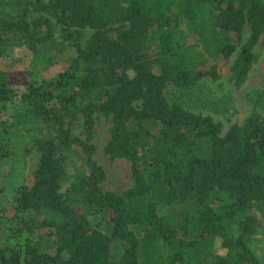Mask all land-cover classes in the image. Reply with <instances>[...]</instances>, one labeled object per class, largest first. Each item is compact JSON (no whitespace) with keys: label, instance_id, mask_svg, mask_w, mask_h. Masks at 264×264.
<instances>
[{"label":"trees","instance_id":"trees-1","mask_svg":"<svg viewBox=\"0 0 264 264\" xmlns=\"http://www.w3.org/2000/svg\"><path fill=\"white\" fill-rule=\"evenodd\" d=\"M258 45L264 0H0V59L25 48L33 67H64L21 94L0 71V161L17 135L22 157H38L0 216V264H264L253 249L264 234V88L222 134L203 112L226 114L233 97L200 84L237 53L240 88ZM100 118L105 155L130 164L120 194L103 189L94 160Z\"/></svg>","mask_w":264,"mask_h":264},{"label":"rangeland","instance_id":"rangeland-1","mask_svg":"<svg viewBox=\"0 0 264 264\" xmlns=\"http://www.w3.org/2000/svg\"><path fill=\"white\" fill-rule=\"evenodd\" d=\"M118 25H111L114 30ZM249 35V26H246L242 32L241 39L244 43ZM110 36L115 38V30L111 31ZM254 52L258 56V60L249 73L246 82L236 88L230 66L237 53L229 61L216 60L212 61L211 65H215L219 79L212 82L209 77L201 80L200 84L210 93L218 98L224 96H232L233 103L226 114L214 115L212 112H203L214 118L222 127V134L229 131L230 127L235 124H241L252 112L251 106L247 100V93L256 88H264V49L258 45ZM64 67L53 66L48 70L41 67H33L31 65V53L25 48L14 50L7 58L0 59V71L7 74L9 85L21 94L28 83H47L53 80L57 74L62 72ZM131 75V73H130ZM14 102L12 106H16ZM195 112H199L196 110ZM110 122L103 118L98 119L95 128L94 144L96 151L94 160L106 173V182L103 184L105 191H113L120 194L132 185L130 164L125 160L111 161L104 153L103 149L108 141L107 129ZM73 133L79 135V128L73 127ZM14 154L11 158H6L0 161V216L10 217L13 214L12 198L19 194V187L27 180L30 181V172L34 167L37 156L24 159L22 157V141L17 135L12 142ZM112 254L114 257L120 256L123 247L117 242L112 244ZM214 253L218 255L224 254V249L221 248V241L215 240L213 244ZM253 249L257 257L264 263V234L258 235L257 240L253 243Z\"/></svg>","mask_w":264,"mask_h":264}]
</instances>
